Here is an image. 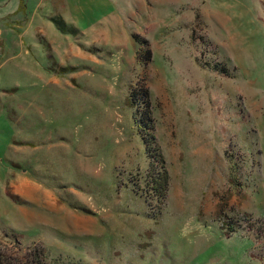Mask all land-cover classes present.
I'll return each instance as SVG.
<instances>
[{
    "label": "rangeland",
    "instance_id": "1",
    "mask_svg": "<svg viewBox=\"0 0 264 264\" xmlns=\"http://www.w3.org/2000/svg\"><path fill=\"white\" fill-rule=\"evenodd\" d=\"M35 245L264 264V0H0V247Z\"/></svg>",
    "mask_w": 264,
    "mask_h": 264
},
{
    "label": "trees",
    "instance_id": "2",
    "mask_svg": "<svg viewBox=\"0 0 264 264\" xmlns=\"http://www.w3.org/2000/svg\"><path fill=\"white\" fill-rule=\"evenodd\" d=\"M55 22L57 24L60 23L59 20H55ZM63 25H66V24H63ZM60 26L61 28H64V26L62 25ZM144 43L147 44L145 41ZM134 92H133V98H134ZM142 93L144 94L146 99L147 97H149V91L147 88L143 89ZM149 122L150 123L146 124L147 128L153 130V132L152 134H150L151 139L147 140V143H148L149 148L153 149L155 158L158 159L160 171H159L158 176H156L154 179L151 178L148 181L152 183L153 185L157 186L156 187V191L158 194L157 196H159L160 201H164L168 194L169 174L166 168L165 159L163 157L161 149L158 146V143L156 142V138L154 135V126L152 125L150 120ZM234 169L235 167H232V170ZM12 244H13V247H18V245H15L14 243ZM11 251L12 249L11 250L3 249L0 247V264H50L49 252L43 245H35L29 251H26V253L22 255L20 253H17L14 251L11 252Z\"/></svg>",
    "mask_w": 264,
    "mask_h": 264
}]
</instances>
